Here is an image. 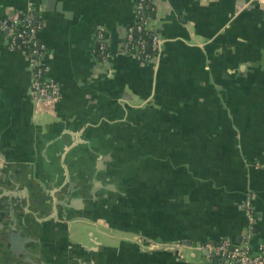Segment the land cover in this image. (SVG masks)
I'll use <instances>...</instances> for the list:
<instances>
[{
  "label": "crops",
  "instance_id": "obj_1",
  "mask_svg": "<svg viewBox=\"0 0 264 264\" xmlns=\"http://www.w3.org/2000/svg\"><path fill=\"white\" fill-rule=\"evenodd\" d=\"M137 1L0 0L38 9L61 87L37 109L0 31V264H219L196 246L242 244L247 200L264 239V0H154L147 66L119 52Z\"/></svg>",
  "mask_w": 264,
  "mask_h": 264
},
{
  "label": "built area",
  "instance_id": "obj_2",
  "mask_svg": "<svg viewBox=\"0 0 264 264\" xmlns=\"http://www.w3.org/2000/svg\"><path fill=\"white\" fill-rule=\"evenodd\" d=\"M145 0H138L135 6V17L133 23L127 27L125 37L119 52L133 56L142 66L153 64L158 55L161 45L160 35L152 28V16L145 15V10L149 9L144 4ZM154 1V0H153ZM38 9L29 3L23 16L20 18L7 16L0 21V31L5 34L7 46L10 50L22 49V52L28 59L29 67L32 73L30 96L36 108L41 104H48L51 108L56 107L61 98V87L58 81L49 74L48 67L45 64L46 46L41 41L39 33L43 28ZM145 30L150 35V52H147V45L142 35L135 37V31ZM134 40L137 45H134ZM107 49V39L103 32L98 33V50L103 54L104 62L108 55L104 52ZM110 56V55H109ZM243 209L248 219V230L244 236V241L239 245H232L229 240H221L217 243L209 242L198 244L196 249L199 251L207 250L217 257L223 259L219 264H264V239L260 241L258 249L252 251L248 242L255 230V212L250 200L245 201ZM162 245V244H161ZM172 247V245H164ZM204 264H218L206 262Z\"/></svg>",
  "mask_w": 264,
  "mask_h": 264
},
{
  "label": "trees",
  "instance_id": "obj_3",
  "mask_svg": "<svg viewBox=\"0 0 264 264\" xmlns=\"http://www.w3.org/2000/svg\"><path fill=\"white\" fill-rule=\"evenodd\" d=\"M144 4L149 7V9L145 10V13L144 14L147 15V16H149V15L152 16L153 13L155 12V8H156L155 2L153 0H145L144 1ZM37 19L39 21H41L39 16L37 17ZM42 24H43V22H42ZM134 33H135V37H137L138 35H142L143 36V38H144V40L146 42V45H147L146 51L147 52H150V45H151V43H150V40H151L150 35L147 34L145 30H142L141 32L135 31ZM134 43H135L134 45H137L136 42H135V40H134ZM97 51H98V55L100 56V58L103 59V60H105L103 58V54L101 55V53L99 52L98 49H97ZM104 54L109 56V55H111L113 53H112V51H111L110 48H107L105 50Z\"/></svg>",
  "mask_w": 264,
  "mask_h": 264
},
{
  "label": "water",
  "instance_id": "obj_4",
  "mask_svg": "<svg viewBox=\"0 0 264 264\" xmlns=\"http://www.w3.org/2000/svg\"><path fill=\"white\" fill-rule=\"evenodd\" d=\"M11 221L13 222V225H12V227L10 228V230H9V232H8V234H7V238L10 240V242H11V244H12V246H11V249L14 251V252H16V253H18L19 251H18V247H19V245H18V247H16L17 246V244H19L20 242L22 243V241L23 242H26V240H28V237H26V236H24L23 234H22V230H21V228H17L16 227V220L15 219H11ZM16 239L18 240V243H17V241H16ZM16 245V246H15ZM26 249H22V251H23V253L24 252H26V250H27V247H25ZM21 249V248H20ZM205 253H209L207 250L205 251ZM213 256V255H212ZM223 260V259H222Z\"/></svg>",
  "mask_w": 264,
  "mask_h": 264
},
{
  "label": "bare ground",
  "instance_id": "obj_5",
  "mask_svg": "<svg viewBox=\"0 0 264 264\" xmlns=\"http://www.w3.org/2000/svg\"><path fill=\"white\" fill-rule=\"evenodd\" d=\"M258 232V231H257ZM218 241V240H217Z\"/></svg>",
  "mask_w": 264,
  "mask_h": 264
}]
</instances>
